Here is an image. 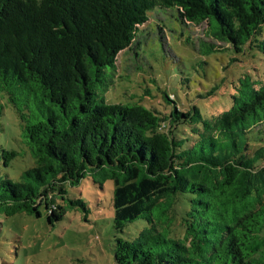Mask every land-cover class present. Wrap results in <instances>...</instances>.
I'll list each match as a JSON object with an SVG mask.
<instances>
[{"label": "trees", "instance_id": "16d2710c", "mask_svg": "<svg viewBox=\"0 0 264 264\" xmlns=\"http://www.w3.org/2000/svg\"><path fill=\"white\" fill-rule=\"evenodd\" d=\"M156 9L187 27L207 23L261 66L228 80L229 110L209 115L166 92L155 105L107 102L118 56L135 46L140 55L138 33ZM5 104L24 151L0 144V216L41 217L44 207L55 225L69 209L89 211L69 187L110 180L116 232L149 225L134 240L116 237V264H264V0H0V135ZM25 153L33 164L13 178Z\"/></svg>", "mask_w": 264, "mask_h": 264}, {"label": "rangeland", "instance_id": "374dc122", "mask_svg": "<svg viewBox=\"0 0 264 264\" xmlns=\"http://www.w3.org/2000/svg\"><path fill=\"white\" fill-rule=\"evenodd\" d=\"M138 37L142 42L139 56L134 50L136 46L118 56L119 73L106 94L108 103L128 104L135 96L133 99L144 97V103L155 105L162 103L166 92L172 94V100L176 95L180 101L189 100L207 109L209 115H220L232 107L229 94L233 86L228 82L247 72L257 75L261 67L214 37L207 23L187 27L173 10L151 12L149 22L141 27ZM204 40L217 45L221 52L201 54L200 45ZM233 58L239 62L230 64ZM226 66H229L227 70ZM225 76L228 85L224 91L205 99ZM148 90L151 91L147 96L144 92ZM2 120L5 130L0 135V144L23 152L21 123L10 105L5 104ZM32 164L29 154L25 153L24 158L14 161L9 172L13 178L20 179L21 172ZM68 191L72 199L84 200L87 213L81 208L69 209L55 225L50 224L44 207L41 217L26 213L9 218L0 216V264H116V237L134 240L149 228L147 222L139 220L127 226L124 233L116 232L114 183L110 180L102 189L88 177ZM176 226L177 237H182L184 231Z\"/></svg>", "mask_w": 264, "mask_h": 264}]
</instances>
